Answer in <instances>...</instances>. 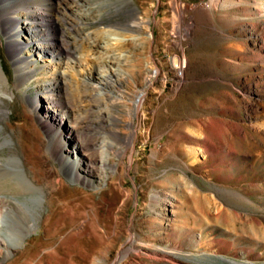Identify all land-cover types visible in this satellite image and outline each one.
Listing matches in <instances>:
<instances>
[{"label":"rangeland","instance_id":"1","mask_svg":"<svg viewBox=\"0 0 264 264\" xmlns=\"http://www.w3.org/2000/svg\"><path fill=\"white\" fill-rule=\"evenodd\" d=\"M0 65V161L43 194L2 264H264V0H0Z\"/></svg>","mask_w":264,"mask_h":264},{"label":"bare ground","instance_id":"2","mask_svg":"<svg viewBox=\"0 0 264 264\" xmlns=\"http://www.w3.org/2000/svg\"><path fill=\"white\" fill-rule=\"evenodd\" d=\"M123 1L127 3L130 2V0ZM29 17L31 18V21L26 23L30 26L29 29L31 28V31H27L29 33L28 38L33 36H40V26L38 25L39 23L36 20L35 14H32ZM25 38L27 39V37ZM45 44L47 45L45 47H42L41 44L36 46L35 50L48 57L46 61L48 64L49 62H53L56 56H58V62L54 63L57 66V64L60 62V53H55L54 51H52V48L49 47L46 42ZM17 63V61H14L15 71L16 73H20L22 69L20 70V67L17 66ZM60 63H64L62 68L67 67L68 62L61 61ZM173 64L178 69L181 67L177 60L174 61ZM96 74L98 75V77H100L97 72ZM55 75L57 77L55 78L56 80L63 79L64 83L71 82V80L69 81V79L66 78L69 74L64 69L59 70L58 68L57 71L53 72V76ZM20 81L21 80L18 78L16 83L20 84ZM80 81L82 82V84L86 82L85 79H82ZM47 85L49 87L46 96L49 97L51 95V92L56 91L57 86L56 84H53L54 86H50L51 83ZM7 87L8 78L0 65V102H2V96L7 94L4 92V89ZM145 94V91L142 90L137 96V99L135 101L136 110L138 109V107H140L141 103L143 102ZM2 112L5 113L6 111ZM128 139L129 140L127 141V145H131L133 138L130 137ZM9 143H11V139L9 137L5 138L4 144L8 145ZM112 147V142L106 143L105 145H100L101 155L97 157V163L99 164L98 169H102L109 165V158L111 155L110 151ZM80 148L81 144L73 141L72 153L74 155L80 153ZM93 159L94 158L92 156H86L84 160V169L86 171H84L83 176L78 175V173L74 170H70L66 161H61V172H63L70 181H79L85 185H89L92 188H95L92 186L93 181L89 180L87 176V174L93 176L97 175L96 171L91 166ZM3 177H13L15 179V187L21 189L22 191L28 192L29 195H32V197L28 198L25 202H22L15 197H11L10 200H7L4 196H0V264H2L3 259H5L15 250L20 248L24 244L26 238L36 230V228L38 227V215L43 202L42 187L39 184L35 183L33 179L27 175V172L22 164L21 159L17 157H10L5 161H0V179H2Z\"/></svg>","mask_w":264,"mask_h":264}]
</instances>
